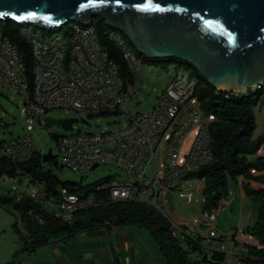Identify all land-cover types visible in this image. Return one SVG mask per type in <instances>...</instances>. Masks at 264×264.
Masks as SVG:
<instances>
[{
    "label": "built area",
    "instance_id": "obj_1",
    "mask_svg": "<svg viewBox=\"0 0 264 264\" xmlns=\"http://www.w3.org/2000/svg\"><path fill=\"white\" fill-rule=\"evenodd\" d=\"M89 25H72L68 34L70 45L61 44L58 38L41 39L27 28H21L20 36L29 44L33 59L29 73L22 52L0 32V87L21 97L19 114L24 126L22 136L0 144V158L12 162L30 159L35 152L31 133L51 110L73 111L85 119L112 116L118 114L121 103L136 97L138 91L134 83L141 78L140 60L121 43L119 35L110 33V39L120 49L129 68L131 79L122 77L101 48L95 29ZM194 87L195 81L185 70L176 69L155 107L127 118L122 129L101 134L79 132L56 139L62 167L83 176L100 164L111 163L124 171V180H105L84 197L69 193L66 188H60L55 196L46 195L45 183L40 181L22 191L12 186L6 194L13 195L17 201L28 197L44 204L55 202L58 210L51 218L65 223L82 210L111 203L142 202L138 197L147 195L150 189L154 191L153 201L147 204L158 208L156 202L160 192H171L168 185L185 178L212 158L210 119L199 109ZM188 103L192 105L186 107ZM3 125L0 116V127ZM158 149L162 159L160 169L156 167ZM150 162L155 166L152 182L144 176ZM9 178L6 174L0 175V181ZM180 197L189 202L191 195ZM43 223L38 217L37 224ZM192 223L198 224L196 219ZM171 225L177 233L178 227ZM204 238L209 245L214 236ZM227 242L231 247L235 245L234 240L228 238L217 246V250L226 255L221 264H227V257L234 256L231 251L226 254ZM247 252L243 247L239 256Z\"/></svg>",
    "mask_w": 264,
    "mask_h": 264
},
{
    "label": "trees",
    "instance_id": "obj_2",
    "mask_svg": "<svg viewBox=\"0 0 264 264\" xmlns=\"http://www.w3.org/2000/svg\"><path fill=\"white\" fill-rule=\"evenodd\" d=\"M74 24L72 23V25ZM72 25L65 28L67 35ZM24 26L10 20L0 21V32L22 52L29 73L33 59L30 55L29 44L21 38L19 32ZM89 26L95 29L101 48L106 52L108 58L115 63L120 75L131 79L129 68L122 58V53L115 45L116 43L114 44V41L112 42L107 38V31L120 34L129 47V51L138 59L143 57L135 51L118 30L110 28L100 18H92ZM149 60L155 64H161L164 68L167 64L175 63L178 68L190 70V78L195 81L194 98L204 117L210 119L208 130L212 158L208 163L201 165L183 178L184 180L203 181L201 211L210 214L218 210L220 203L229 196V180L233 182L238 177L243 176L250 178L251 181L262 187L258 190H253L248 186L242 187V192L249 202L256 206L253 222L249 224V221L243 233L253 237L257 245L245 244L244 247L248 249V252L241 256V260L243 264H264V173L255 177L251 176L252 172H264V157L261 159L248 158L257 153L260 147L264 145V135L252 139L256 128L254 108L259 103L260 98L264 97V85L244 93L218 91L210 86L188 63L175 58ZM39 160V157L35 156V152L30 159L23 162H12L9 159L0 158V175H8L15 179L18 185L21 180L27 181L29 185L36 181L44 182L46 195L55 196L58 194L56 188L58 183L49 171L41 167ZM59 185L61 188H66L69 193L77 194L80 197L94 191L92 187L94 184L85 188L75 185ZM0 204H13V209L23 220L28 236L33 237V244L30 245L37 248L47 244L46 235L61 230L66 232L76 230L81 223L105 225L107 230L110 229L111 225L124 230L144 229L156 242L164 264H199L200 261L191 260L189 255L193 251L201 252L200 243L203 239L205 240L206 246L203 247L205 249L210 248L211 241H214L217 246L226 241L224 238L214 237L210 239L209 245H207L206 239L198 233L190 235L187 232L188 235L185 229L179 228L178 232L174 233L171 222L157 208L138 201L111 203L106 206L82 210L75 214L78 222L72 226L51 218V213L46 211L42 202L28 197L17 201L13 195L7 193L3 196L0 195ZM91 210H95V214ZM38 217L44 220L43 224H37ZM217 246L211 249L209 253L205 252L202 262L221 264L224 261L226 255L219 252Z\"/></svg>",
    "mask_w": 264,
    "mask_h": 264
},
{
    "label": "water",
    "instance_id": "obj_3",
    "mask_svg": "<svg viewBox=\"0 0 264 264\" xmlns=\"http://www.w3.org/2000/svg\"><path fill=\"white\" fill-rule=\"evenodd\" d=\"M94 17L118 30L140 56L188 63L218 91L244 93L264 85V0H0V21L42 31L68 23L89 25ZM78 122L86 124L83 119H44L45 126L60 124L66 131ZM54 158L49 150L41 161ZM164 200L172 211V193H164ZM106 245L115 262L109 232ZM84 249L72 260L99 264L95 259L101 248Z\"/></svg>",
    "mask_w": 264,
    "mask_h": 264
},
{
    "label": "rangeland",
    "instance_id": "obj_4",
    "mask_svg": "<svg viewBox=\"0 0 264 264\" xmlns=\"http://www.w3.org/2000/svg\"><path fill=\"white\" fill-rule=\"evenodd\" d=\"M71 25L72 23H69L68 25L53 29L51 31H42L28 25L24 26V28H27L29 31H31L41 39L58 38V41L61 44L70 45L71 40L65 33V28ZM110 33L118 34L113 31H107L106 34L109 40H111ZM120 40L121 43L129 49V47L126 45L125 40L121 36ZM113 43L115 44V42ZM143 58L139 59L141 78L134 83L138 94L135 98L128 99L121 103L118 107L117 115L85 119L73 111L51 110L46 114V117L59 120L60 122L64 119L83 118L87 122V124H83L80 122L74 123L72 125L73 130L66 131L61 127L60 124L47 127L44 124V120L41 119V123L37 125L31 133L35 147V156L39 157L41 167L44 170L49 171L57 181L58 184L56 185V188L58 192L61 188L59 184L75 185L81 186V188H85L93 184L94 186L92 187H95V184H98L99 182L107 179L119 181L124 180V171L111 163L100 164L96 168L85 173L83 176H79L78 174L71 172L69 169L62 167L61 159L58 154L56 139L65 135H74L79 132L86 134L116 132L122 129L123 126L127 123V118L132 117L136 114H143L151 111V109L155 107L160 96L168 87L170 81L173 79L174 71L179 68L175 63L167 64L164 68L161 66V64H155L152 62V60ZM183 70H185L189 77L191 76L190 70ZM21 103L22 99L19 95L15 94L12 90L0 87V116L4 124L0 127V144L15 140L17 137L24 134L23 120L21 119L19 114V107ZM190 105H192V103H188L186 107H189ZM254 116L256 128L253 132L252 139H256L257 137L264 135V97L260 98L259 103L254 108ZM49 150L51 151L52 155L55 156V158L49 162L42 163V155L47 153ZM159 151L160 150L158 149L156 155V167L158 169H160V163L162 160L159 156ZM144 176L150 182L154 180L155 166L153 162H150L144 170ZM228 183L230 187L229 195L231 197V202H229L228 204H223L222 201L218 210L210 214H205L201 211V202L203 199V181L201 180L180 179L172 182L170 186L168 185V187L171 188L172 193V211H169L166 207L164 192H160L159 199L156 202V205L158 207L157 209H159L161 214L166 219H168L179 229H185L186 233L190 232L191 234H193L197 229L204 232L208 229V226H212L216 229L215 233H217V235L230 234L229 238H232L234 240L235 245L231 247L230 243L227 242V244H225V252L228 255V253L231 251L234 256H230V258L227 257L229 259L227 264H236L238 261L237 259H240L239 255L241 254V250L243 249L245 244L257 245V243L253 239V237L247 235L246 233H243V231L240 233L238 231L240 229H237L238 219L240 215L239 199L238 196L235 197L232 194L233 190L235 191L234 183H232L231 180H229ZM12 186H16V188L18 187V191L30 188V185L27 181L21 180V183L18 185V182H16L15 179L9 178L7 180L0 181V195H5L6 191L9 190ZM153 194L154 191L150 189L147 195H140L138 197V200L145 203H152ZM184 194L191 195L189 202L185 197H180V195ZM43 206L46 211L51 214L55 213L58 210V204L55 202L52 204L43 203ZM249 207H252L253 209L251 213L248 207H245L243 210L248 215H251L249 224H252L256 206H254L252 203H249ZM91 212L95 214V210H91ZM243 216L245 217V221L248 220L247 215ZM194 219L197 220V225H194L192 223V220ZM77 220L78 219L71 220L68 223H62H65V225H71ZM240 223H244V218L243 220H240ZM220 225L223 227L222 231L217 228V226ZM96 229L99 228L96 227ZM217 229L220 232L217 231ZM122 230L114 229L113 225L110 226V242L112 243L113 248L118 250L120 248L119 245H121V250H124V248L126 247H130L134 248V251H139L140 248L147 254L144 258L151 260L153 264H164L159 254L156 242L146 230L136 228L131 230L125 229L124 231L130 233L128 239L129 242H124L123 240L117 243L115 236H119V233ZM26 231L27 230L23 225L22 218L13 209V204H0V264H56L54 257L51 255L52 252L49 247H36L37 249H34L33 252L28 254H26V251L23 252V248H25L26 246L34 247V245H30L33 244V237L28 236ZM122 234L124 235V232H122ZM232 234L233 236L231 237ZM66 235L67 234L64 230L51 233L50 235H46V238L48 239L47 242H53ZM133 242H135L136 245H133ZM204 242L205 240L203 239L200 243L201 252L193 251L189 255V258L191 260L200 261L199 264H206L202 262L205 252L209 253L211 249L217 246L214 241H211L210 248L205 249L203 248L204 246H206ZM81 248L85 250L83 246ZM77 255L80 254L76 253V257ZM73 256L74 255L64 256L67 264L78 263L77 261H75L76 259L72 260ZM117 258L120 263H122L123 259H126L122 254L118 255ZM127 259L129 260L130 258ZM141 259L143 260V258Z\"/></svg>",
    "mask_w": 264,
    "mask_h": 264
},
{
    "label": "crops",
    "instance_id": "obj_5",
    "mask_svg": "<svg viewBox=\"0 0 264 264\" xmlns=\"http://www.w3.org/2000/svg\"><path fill=\"white\" fill-rule=\"evenodd\" d=\"M263 157H264V145L260 147V149L257 151V153H255L252 156H249L248 158L249 159H259V158L261 159ZM263 173L264 172H252L251 176L252 177H255V176L261 175ZM232 183H234V188H235V191L233 190L232 194L235 197L238 196L239 205H240V215H239V219H238L237 229H240L238 231H241L242 232L244 230V228L247 226V224L249 223L248 221L250 220V217H251V215H248L247 213H245L243 209L245 207H248L250 213L253 210L252 207H249V203L250 202H249L248 198L242 192V187L248 186L249 188H251L253 190H258V189H260L262 187H260L259 185H257L253 181H251L250 178H247V177L245 178L243 176L238 177ZM229 189H230V187H229ZM229 202H231L230 195L228 196L227 199L223 200V204H228ZM243 215H247L248 220L245 221V217ZM243 218H244V223H240V220H243ZM73 219L75 220L76 219V216H74ZM98 228L99 229H96L95 227H92V226H89V225L87 226V229L94 230L95 234L98 237H100V239H103L104 240V243H105V245L103 246L104 248H101L100 249V253H101L100 256H97V258L95 259V262L96 263L99 262V258L100 257H101V259H103V258L106 259L108 257L110 258V251H109L110 249H109V246L106 245V231H105V229L103 227H100L99 226ZM217 228L220 229L221 231L223 230V227L221 225L220 226H217ZM114 229H117V228L114 227ZM218 229H217V231H219ZM215 230L216 229L213 228L212 226H208V229L206 231L203 232V231L197 229L196 231H194V234L198 233L202 237L203 236L204 237H207L209 235H212L215 238H224L225 240H228L230 234H228V235H226V234H223V235L220 234L219 235L218 234L217 235V233H215ZM109 232H110V229H109ZM122 232H124V235L122 234ZM188 233L191 235L190 232H188ZM129 236H130V233L129 232L122 230L119 233V236L118 235L115 236V239H116L117 243L120 242V241H123V240H124V242H127V241L129 242V240H128L129 239ZM232 236H233V234L231 235V237ZM132 244L133 245H136L135 242H133ZM111 245H112V243H111ZM119 246L121 248V245H119ZM120 248L118 249L119 252L118 253L116 252L117 253V256L122 254V255H124V258H126V259L127 258H130L129 260L128 259L127 260L126 259H123L122 260V263L123 264H153L151 262V260H148L147 258H144V257H146L147 254L145 253V251L141 250L140 248H139V251H137V250L134 251V248H130V247H126V248H124V250H121ZM93 257H95V256L93 255L92 258ZM141 258H143V260ZM116 259H117L116 264H122V263L119 262V260H118L117 257H116ZM241 259H242L241 257H240V259H237L238 261H237L236 264H243ZM113 264H115V262H113Z\"/></svg>",
    "mask_w": 264,
    "mask_h": 264
},
{
    "label": "flooded vegetation",
    "instance_id": "obj_6",
    "mask_svg": "<svg viewBox=\"0 0 264 264\" xmlns=\"http://www.w3.org/2000/svg\"><path fill=\"white\" fill-rule=\"evenodd\" d=\"M77 222L78 221H75L74 223H77ZM73 224H71V226ZM88 224H90L89 226H92L95 228L98 226L97 223H81L78 229L70 231V232L65 231L67 234L66 236H68L66 238V240H61L56 245H52V243L54 241L50 242V243L47 242L48 245L47 244L44 245V246H48L49 249L51 250V252H52L51 255L54 257L56 264H60L62 262V257L66 256V255H74L76 257V253L82 254V252H83V249L81 248L82 246L85 247V246H97L98 245L100 248H102L105 245L104 240L100 239V237H98L95 234L94 230L87 229ZM100 227H102V226H100ZM104 229L106 232H109V230H107L106 228H104ZM64 237H62V238H64ZM62 238H59L57 240H60ZM57 240H55V241H57ZM28 247H31V246H26L25 248H23L24 249L23 252L26 251L27 252L26 254L34 251V249L29 250ZM67 249H70V250L78 249V251L67 253L66 252ZM114 251H115L114 254L117 257V253H116L115 248H114ZM77 256H80V255H77ZM116 257H115V262H117ZM111 259L112 258L110 255V258L109 257L106 259L103 258L98 263L99 264H113V261ZM63 264H65V263H63Z\"/></svg>",
    "mask_w": 264,
    "mask_h": 264
}]
</instances>
